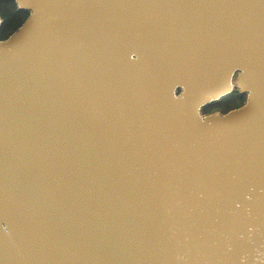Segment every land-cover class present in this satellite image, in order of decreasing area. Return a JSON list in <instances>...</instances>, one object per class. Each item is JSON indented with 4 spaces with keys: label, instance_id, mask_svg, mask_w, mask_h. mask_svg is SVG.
<instances>
[{
    "label": "water",
    "instance_id": "obj_1",
    "mask_svg": "<svg viewBox=\"0 0 264 264\" xmlns=\"http://www.w3.org/2000/svg\"><path fill=\"white\" fill-rule=\"evenodd\" d=\"M14 3L0 264H264V0Z\"/></svg>",
    "mask_w": 264,
    "mask_h": 264
},
{
    "label": "trees",
    "instance_id": "obj_2",
    "mask_svg": "<svg viewBox=\"0 0 264 264\" xmlns=\"http://www.w3.org/2000/svg\"><path fill=\"white\" fill-rule=\"evenodd\" d=\"M0 14L1 18L4 20L0 27V40L6 39L12 34L28 15L27 13L16 10L14 0H0ZM206 112H208V110L205 111V113Z\"/></svg>",
    "mask_w": 264,
    "mask_h": 264
},
{
    "label": "flooded vegetation",
    "instance_id": "obj_3",
    "mask_svg": "<svg viewBox=\"0 0 264 264\" xmlns=\"http://www.w3.org/2000/svg\"><path fill=\"white\" fill-rule=\"evenodd\" d=\"M1 15V14H0ZM1 17V16H0ZM4 21V20H3ZM230 96H232L233 98L235 97L236 99V106L233 107L232 109H227L225 112H223L222 110H218V109H214L213 107L212 108H209L208 109V112H203L204 114L208 115V114H212V113H220V114H225L227 113L228 111L230 110H233V109H236L240 106H242L244 103H245V100H246V96L245 95H239L236 91H234ZM211 109V110H210Z\"/></svg>",
    "mask_w": 264,
    "mask_h": 264
},
{
    "label": "rangeland",
    "instance_id": "obj_4",
    "mask_svg": "<svg viewBox=\"0 0 264 264\" xmlns=\"http://www.w3.org/2000/svg\"><path fill=\"white\" fill-rule=\"evenodd\" d=\"M236 99L235 97L233 98L232 96H229L227 98H224L222 101L219 103L213 105L212 107L214 109L222 110L225 112L227 109H232L233 107L236 106Z\"/></svg>",
    "mask_w": 264,
    "mask_h": 264
}]
</instances>
